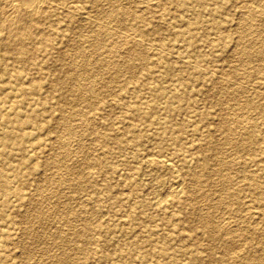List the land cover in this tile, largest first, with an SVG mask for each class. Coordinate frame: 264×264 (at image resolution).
Here are the masks:
<instances>
[{
  "label": "bare ground",
  "instance_id": "6f19581e",
  "mask_svg": "<svg viewBox=\"0 0 264 264\" xmlns=\"http://www.w3.org/2000/svg\"><path fill=\"white\" fill-rule=\"evenodd\" d=\"M134 2L0 0V264L34 219L61 249L46 246L51 264H264V0ZM51 57L63 77L43 76ZM227 96V112L198 108ZM58 141L65 155L47 156Z\"/></svg>",
  "mask_w": 264,
  "mask_h": 264
},
{
  "label": "rangeland",
  "instance_id": "374dc122",
  "mask_svg": "<svg viewBox=\"0 0 264 264\" xmlns=\"http://www.w3.org/2000/svg\"><path fill=\"white\" fill-rule=\"evenodd\" d=\"M134 1L135 2L133 4L136 6H145V4H146L145 0H134ZM255 3L257 4L258 2L256 1ZM4 5L2 6V8L8 10V6L5 5L6 6V8H5ZM239 10H240V8L238 6H233V7H231V10L229 11L231 17L234 19V22H237V23L240 22L243 18L242 15L240 14ZM60 18H61L62 24L65 23V21H64L65 18L63 17V15H61ZM44 27L47 28L48 24H45ZM87 29H88L87 27H85L81 24H78L75 27H73V29L71 30V35L75 36V35H78L80 33H85ZM236 29H238V28L236 27L234 30L232 29L234 34L232 33V31H229V32H231V35L234 36L235 38L238 36V34L236 35L234 32ZM74 39H75V37L71 39L72 42ZM68 44L66 46L63 45L62 47L58 46V48L69 51V53L71 55L69 57V62H71L72 60H76V58L78 56H77V52H74V51L72 52V47H69ZM83 48L86 51L91 52L92 46L85 44V46L83 45ZM232 53L229 57H227L225 59L226 60L225 62L221 63L223 68L226 70L229 69V67L231 65H234L237 62L236 57L233 60V58H232L233 54ZM75 54H76V56H75ZM53 61H54V59L52 60V57H51V60H50L51 71L47 72V74H44L43 76L48 77L50 75L51 77H63V75L61 73H59V71H55L56 68L54 65H52ZM59 64H60V62H58V65ZM251 66H253V64H251ZM39 76L40 75L33 74V77H39ZM40 79H42V78H40ZM64 86H65L64 97L60 101L58 107L60 108L61 106H64V107H66L67 110L69 109L68 111H70V107L68 106V103L71 102L72 97L70 95L71 93L69 92L70 89L67 87V85H64ZM224 101H226V102L228 101V104H225V103L222 104V103H220V101H218V99H214V98H206V97L199 98L198 99V108H200L201 110L212 109V110L216 111L217 113L227 112L232 107L231 104H233L234 101L231 99V97H228V96L223 98V102ZM77 104H78V108H83L86 103L78 101ZM228 105H231V106L228 107ZM117 112H118V110H115V113H117ZM60 114H61L60 111L56 110L54 113L55 118H59ZM66 114H68V112H66ZM211 128L215 131L214 134L216 136H220L221 132L223 131L221 129V127L219 128L217 121H215L211 125ZM62 133H63L62 129L53 128L49 131V133H47L46 136L55 137V136H58L57 134H59V136H63ZM77 142L78 141L72 140V146H71L72 150H75V151L77 150V147H78ZM86 142L88 143V141H86ZM64 152H65V149L63 148L62 142L58 141V142H55V144L53 145V147H51V149L49 151H47V156L55 154L57 157H63L65 155ZM55 168L56 167L55 166L53 167L52 164L46 166L45 174H46V172H47V175H50L51 173H57V174L60 173L59 171H56L57 169H55ZM169 177H170V175H165L164 179H168ZM41 181H43L41 183L42 184L41 186L42 187L46 186L44 179ZM144 181H150V178L148 176H146ZM65 193L67 194V191L64 192L63 195L61 196V200H64L65 197L67 196ZM199 197L200 196L198 195L195 199L188 200L186 202L187 208L189 210V217L188 216L187 217H188L189 221H191V223L197 222V220H195V218L197 217L199 219V215L201 214L202 209L205 207V205L203 204V201ZM48 198H50V197H48ZM144 199L148 200V202L152 204L154 210H156L155 205L157 206V204H158L157 200L158 199L156 198L155 194L152 193V191L145 192L144 193ZM48 208L49 207H47V206H43V208H41V213L48 214L50 211L52 212V210L50 208L49 209ZM24 212H26L27 214L30 215L34 211L31 207H26L24 209ZM222 212L223 211H221V213ZM52 213L54 214V212H52ZM49 219H50L49 223L47 222V224L50 227L49 229L55 233V230H56L55 224L58 222V219L55 220L54 215H51V218H49ZM107 219H108V216L106 215V217L102 218L101 220H107ZM42 222L43 221H41V220L34 219L30 223L24 224L18 220L17 225L14 227L15 233H16L15 236L12 237L14 240H12V242L10 241L11 243L9 244V246L7 248L13 264H51L49 262V260L47 259L48 256L45 252L46 246L50 248V254L60 253V251H61L60 247L52 239H47V238L42 237V231H44V229L42 228L43 227ZM34 238H35V240L37 239L35 242H34ZM202 246L205 248L207 246V243L202 242ZM203 254L206 255V251H204Z\"/></svg>",
  "mask_w": 264,
  "mask_h": 264
}]
</instances>
